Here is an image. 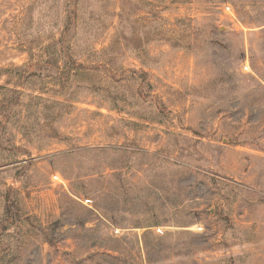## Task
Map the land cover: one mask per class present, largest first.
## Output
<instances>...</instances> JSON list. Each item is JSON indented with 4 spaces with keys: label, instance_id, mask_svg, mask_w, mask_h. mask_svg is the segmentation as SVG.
Masks as SVG:
<instances>
[{
    "label": "rangeland",
    "instance_id": "rangeland-1",
    "mask_svg": "<svg viewBox=\"0 0 264 264\" xmlns=\"http://www.w3.org/2000/svg\"><path fill=\"white\" fill-rule=\"evenodd\" d=\"M260 218L264 0H0V264H264Z\"/></svg>",
    "mask_w": 264,
    "mask_h": 264
},
{
    "label": "trees",
    "instance_id": "trees-1",
    "mask_svg": "<svg viewBox=\"0 0 264 264\" xmlns=\"http://www.w3.org/2000/svg\"><path fill=\"white\" fill-rule=\"evenodd\" d=\"M9 212L10 209H7ZM161 238L158 236L153 235L151 232H145L143 235V246H144V251L147 255L148 261L151 262L153 258V254L155 253H160L161 250L163 249V246L161 244Z\"/></svg>",
    "mask_w": 264,
    "mask_h": 264
},
{
    "label": "crops",
    "instance_id": "crops-1",
    "mask_svg": "<svg viewBox=\"0 0 264 264\" xmlns=\"http://www.w3.org/2000/svg\"><path fill=\"white\" fill-rule=\"evenodd\" d=\"M254 219L249 218L246 219L245 216H242V223H246V225H252L253 224ZM259 226H263L264 227V218H260L258 220Z\"/></svg>",
    "mask_w": 264,
    "mask_h": 264
},
{
    "label": "built area",
    "instance_id": "built-area-1",
    "mask_svg": "<svg viewBox=\"0 0 264 264\" xmlns=\"http://www.w3.org/2000/svg\"><path fill=\"white\" fill-rule=\"evenodd\" d=\"M230 9H231V7L229 5L225 6V10L230 11ZM54 177H57V176H54ZM84 201H85V203H88L89 199H85Z\"/></svg>",
    "mask_w": 264,
    "mask_h": 264
}]
</instances>
